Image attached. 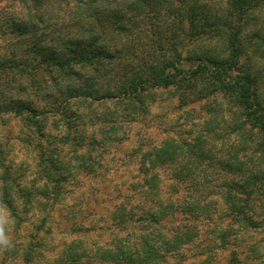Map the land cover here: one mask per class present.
<instances>
[{
    "label": "rangeland",
    "instance_id": "1",
    "mask_svg": "<svg viewBox=\"0 0 264 264\" xmlns=\"http://www.w3.org/2000/svg\"><path fill=\"white\" fill-rule=\"evenodd\" d=\"M30 2L26 0L27 4ZM58 8H63V4L55 7L57 18L62 13ZM38 9L48 17L47 4H39ZM26 14L19 0H0V53L23 54L11 24L14 19L25 18ZM242 35L245 47L241 60L251 66L249 73L256 80L264 124V44L259 43L256 49L253 46L256 37L264 36V5L247 17ZM218 46L217 39L204 38L184 40L178 50L183 58H196L213 55ZM188 100L181 105L175 87L150 89L145 97L146 109L131 117L128 123H122L114 133L115 138L98 148L95 140L103 138L101 132H106L109 126L101 114L112 103L104 101L90 107L84 103L90 110L78 109L85 119L74 122L69 142L62 145L63 159L70 160L71 166H61L68 175L59 180L63 195L57 201L29 190L43 182V178L34 176L37 150L32 145L37 140L30 141L36 134L34 126L25 114L0 112V140L3 142L0 147L6 151L5 176L14 180V186L7 192L15 208L22 210L12 217L8 208L0 203L10 241L6 247L0 246V264H112L100 258L99 249L112 248L116 238L128 240L130 246L134 243L143 246L135 235L152 236L153 233L167 236V244L178 243L170 252L161 251L165 256L155 262L149 260V264H264V224L247 228L234 221L237 219L231 205L234 201L227 196L231 187L237 189V198L247 195L260 219L264 216V178L242 177L238 171H220L217 167L220 165L214 161L215 157H228L237 166H260L257 163L262 157L263 130L244 121L238 106L220 93ZM56 119L54 115H47L43 120L42 143L52 144V133H60L53 124ZM166 138L170 141L162 143ZM168 143L177 144L181 151L205 152L206 157L201 162H192L198 166L192 180H178L176 168L185 159L178 155L173 160H165L167 150L158 151L162 163L150 164L151 147L166 149ZM188 158L190 160L191 156ZM262 173L253 176L264 175ZM233 181L237 184L245 181L248 191L239 193ZM25 183L33 184L27 187L33 197L25 201L22 208L23 199L15 185L27 186ZM189 187L196 193L192 197L193 205L187 209L184 196L189 194ZM238 200L237 206L241 204ZM159 210L164 212L160 222L156 221ZM183 235L186 236L182 240L175 238ZM150 242L149 246L155 245L154 239ZM167 244L164 249L168 248ZM78 254L81 256L77 257ZM256 254L259 255L253 258Z\"/></svg>",
    "mask_w": 264,
    "mask_h": 264
},
{
    "label": "trees",
    "instance_id": "2",
    "mask_svg": "<svg viewBox=\"0 0 264 264\" xmlns=\"http://www.w3.org/2000/svg\"><path fill=\"white\" fill-rule=\"evenodd\" d=\"M19 1L27 14L25 18L12 20L11 30L16 42L23 47V54L0 53V112L25 114L34 126L36 134L30 141L36 138L37 143H24L37 150L34 176L43 178V182L29 190L34 189L42 197L49 195L55 201L63 195L59 180L66 178L68 173L61 166H71V162L63 159L62 145L69 142L74 122L85 119L78 109L90 110L84 103L89 107L104 101L112 103L101 114L109 126L106 132H101L103 138L95 140L97 148L105 141L113 140L122 123H128L131 117L146 109L145 97L153 88L175 87L181 105L191 98L220 93L238 106L244 121L260 128L264 134L256 80L249 73L251 66L241 60L245 47L242 27L250 13L264 5V0H30L31 4L26 0ZM39 4L49 6L48 17L45 12H39ZM58 4H63L59 18L54 16ZM204 38L219 42L213 55L181 57L178 48L184 40ZM259 43L264 44V36L256 37L254 49ZM251 64H254L253 60ZM89 113L95 115V112ZM47 115L57 117L53 124L58 127L55 131L60 132L52 133L53 142L49 145L41 140L45 134L43 120ZM168 141L166 138L162 143ZM2 143L0 140V146ZM166 145V149L151 147L150 164L162 163L158 151L167 150L163 159L173 160L178 155L185 159L176 168L178 180H192L198 171V166L192 162H201L206 157L205 152L181 151L175 143ZM5 153L0 147V203L16 217L22 210L15 208L7 192L14 185L13 179L8 180L5 176ZM190 156L195 160H189ZM214 161L220 165L217 166L220 171H238L242 177L264 178L259 174L253 176L264 172V166H261L264 164V146L262 157L258 158L260 166L242 163L237 166L228 157H215ZM233 182L239 193L248 191L245 181ZM29 183H25L27 186L15 185L23 199L22 208L25 201L33 197L27 189L33 185ZM195 191L189 187V194L184 196L187 209L193 205ZM236 192L234 187L227 190V196L234 201L231 202L237 215L234 221L247 228L264 224V216L258 219L259 214L254 212L248 196L237 198ZM237 199H240L239 206ZM157 212L156 221L160 222L164 212ZM185 236L175 238L182 240ZM135 239H140L146 248L135 243L130 246L128 240L116 238L112 248L99 249L98 255L112 264H149V260L155 262L165 256L161 251L170 252L178 243L167 244V236L157 233L135 235ZM153 239L156 246H149ZM166 244L168 248L164 249ZM71 259L75 261L74 257Z\"/></svg>",
    "mask_w": 264,
    "mask_h": 264
},
{
    "label": "clouds",
    "instance_id": "3",
    "mask_svg": "<svg viewBox=\"0 0 264 264\" xmlns=\"http://www.w3.org/2000/svg\"><path fill=\"white\" fill-rule=\"evenodd\" d=\"M7 223L6 215L2 209H0V246H8L10 241L5 232V225Z\"/></svg>",
    "mask_w": 264,
    "mask_h": 264
}]
</instances>
